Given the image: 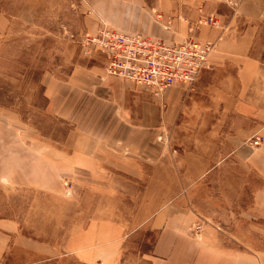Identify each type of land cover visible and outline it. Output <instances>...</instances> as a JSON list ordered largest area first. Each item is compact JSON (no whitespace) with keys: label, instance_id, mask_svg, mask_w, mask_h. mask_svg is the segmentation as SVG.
Masks as SVG:
<instances>
[{"label":"crops","instance_id":"1","mask_svg":"<svg viewBox=\"0 0 264 264\" xmlns=\"http://www.w3.org/2000/svg\"><path fill=\"white\" fill-rule=\"evenodd\" d=\"M85 3L93 33L107 28L168 43L193 36L213 49L190 89L168 86L155 93L109 76L106 57L96 50L82 54L65 77L46 79L47 111L80 126L71 130L70 144L63 143L65 165L88 179L113 165L144 181L142 199L130 219L96 216L69 228L60 244L42 242L0 219V264H133L125 255L127 242L140 230L155 238L139 264H264V251L239 247L248 236L228 235L230 246L225 245L226 231L217 222L204 223L195 205L209 189L213 170L233 154L257 184L231 187V178H241L227 172L221 174L225 188L212 199L220 203L229 193L250 192V205L237 207L240 220L264 219V64L250 54L263 0Z\"/></svg>","mask_w":264,"mask_h":264},{"label":"rangeland","instance_id":"2","mask_svg":"<svg viewBox=\"0 0 264 264\" xmlns=\"http://www.w3.org/2000/svg\"><path fill=\"white\" fill-rule=\"evenodd\" d=\"M262 8L250 54L264 64V0ZM90 13L85 0H0V219L49 244H60L69 228L96 216L130 219L142 199L144 181L113 165H104V172L94 175L98 179L65 165L63 143L71 142V130L80 126L47 111L46 79L65 77L85 56L86 39L99 30L91 31ZM227 172L241 178H231V187L257 184L231 154L227 164L213 170L209 189L195 205L204 223L217 222L225 237L248 236L239 247L264 251V219L241 221L238 215L240 203L250 205V192L246 197L229 193L220 203L212 199L225 188L221 174ZM228 237L224 244L230 246ZM154 238L152 231L131 235L126 258L139 264Z\"/></svg>","mask_w":264,"mask_h":264},{"label":"built area","instance_id":"3","mask_svg":"<svg viewBox=\"0 0 264 264\" xmlns=\"http://www.w3.org/2000/svg\"><path fill=\"white\" fill-rule=\"evenodd\" d=\"M161 17V13H155L157 21ZM169 25L165 24V28ZM188 25L193 27L191 22ZM83 49L85 55L94 50L105 55L107 75L159 93L168 86L192 88L207 63L213 44L193 36L168 43L146 35L100 28L86 39Z\"/></svg>","mask_w":264,"mask_h":264}]
</instances>
